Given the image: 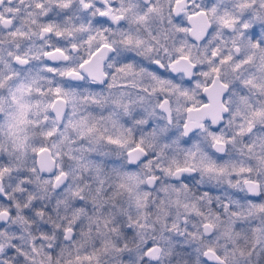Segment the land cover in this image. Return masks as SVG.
<instances>
[{
    "label": "snow or ice",
    "instance_id": "6c2138e0",
    "mask_svg": "<svg viewBox=\"0 0 264 264\" xmlns=\"http://www.w3.org/2000/svg\"><path fill=\"white\" fill-rule=\"evenodd\" d=\"M0 264H264V0H0Z\"/></svg>",
    "mask_w": 264,
    "mask_h": 264
}]
</instances>
